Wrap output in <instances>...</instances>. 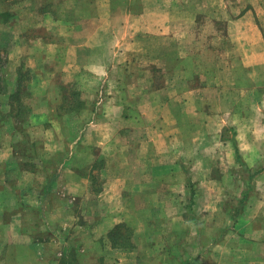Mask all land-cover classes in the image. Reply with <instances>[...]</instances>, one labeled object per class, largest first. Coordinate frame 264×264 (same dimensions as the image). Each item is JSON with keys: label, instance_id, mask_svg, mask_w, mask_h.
Returning <instances> with one entry per match:
<instances>
[{"label": "crops", "instance_id": "crops-1", "mask_svg": "<svg viewBox=\"0 0 264 264\" xmlns=\"http://www.w3.org/2000/svg\"><path fill=\"white\" fill-rule=\"evenodd\" d=\"M111 1L9 0L6 5L11 17L0 25V34L9 37L7 47L0 51L4 58L0 71H4L6 78V88L0 92V114L3 116L0 122V264H63L67 257L70 258L69 264H145L141 261V255L146 254V250L140 252L141 246L135 241L134 233V229L135 232L140 229L141 223L136 217L132 220V214L144 215V212L131 199L140 195L143 192L142 186L151 183L150 176L161 173L159 167L166 164L158 159L162 151L169 149V146L163 148L161 138L180 127V113L175 109L176 106H172L173 103L183 105L186 102L184 99L187 97L188 100L189 93L193 91L202 95L205 91L224 94L239 85L246 86V92L254 103L250 111L244 114L238 106L240 103L236 102V107L226 112L229 118L232 117L231 124L226 123L219 128L220 140L224 146L230 147L226 150H230L231 165H234L229 177L239 184L232 197L233 204L225 208L226 221L218 230L213 229L214 232L209 237L211 240L205 242L203 233L201 241L197 238L190 249L188 242L183 245L179 239L175 247L162 246L157 254L159 258L153 255L151 263L264 264V84H260L255 78V71L264 70V34L257 20L255 2H249V6L246 5L245 9L232 15L227 13V1L200 0L204 3L200 6L202 8L207 2L214 1L217 3L215 5L221 6V10L205 14L197 11L196 14L189 15L190 23L196 30L182 31L184 27H179V21L175 18L179 0H141L142 9L138 14L123 11L115 13ZM215 5L212 6L213 9ZM206 7L203 8L204 12ZM114 14H118V17H114ZM204 22L206 27L202 28L200 24ZM137 33H150L172 40L182 38L180 35L194 37L196 40L200 37L207 39V44L200 43L204 44L202 47L196 43L198 41L192 42L195 44V56L210 53V50H214L212 41H220L218 60L203 62V76L209 79L214 76V82L200 80L199 84L194 85L188 78H184L178 86L173 80H169V83H161L151 92L142 90L144 95L136 101L149 102L160 107V110L165 108L163 114L159 112L156 119H172L174 130L166 131L162 124L157 125L155 122L152 127H148L151 130H144L147 126L141 125L143 112L140 108L133 109L132 104L125 99L120 101L106 94L102 101H98L94 95H89L91 100L82 95L79 97L82 102L78 107L80 111L75 112L74 119L81 126L71 125L70 122L66 128L65 125L51 123V112L45 107L34 109L32 113L28 108V115L33 118L29 117L30 124L41 127H38L41 130L40 137L31 136L32 144L33 141L38 144L39 155L32 158L18 155L16 149L20 137L16 132L15 112L11 111L9 104V97L16 89L18 74L28 72L30 77L36 76L30 82L32 84L38 80L37 94L48 92L57 72L63 81H72L79 87L83 81L82 73L87 71L95 79L103 81L102 86L108 90L111 87L108 84V70L114 66V60H111L115 54L114 40L118 39V43L124 39L132 41ZM101 45L105 47V56L111 55V59L103 57L102 60H82L84 52L96 53ZM123 53L128 55L131 51ZM223 54L226 55V60L220 57ZM179 59L182 57L177 55L175 60L172 57L171 64L180 63ZM239 71L247 75L242 84L234 77V73ZM223 76L228 78L227 81H224ZM112 99L116 106L121 104L127 107V113L123 116L128 124L123 130L125 134H130L132 126L129 124H140L138 142L132 143L128 150L139 152V158L133 159V162L140 170L144 167L141 170L143 177L131 179L125 175V171L102 177V185L92 186L91 191L96 194L98 204H103L104 212H94L90 220L83 214L79 216L67 211L66 198L74 200L78 195L68 194L64 199L62 197L65 193L60 190L76 184L85 186L88 190V183L93 185L96 181L94 171L98 155L90 157L86 164L88 172L81 174L79 151L87 132L91 134L95 129V126L89 124L97 125L99 116H104V105ZM25 101L32 104L29 100ZM83 101H86V109L83 108ZM96 101L102 102L103 112L96 108ZM89 102L91 110H87ZM168 104H172L171 110ZM38 117L41 120L34 122ZM32 144L27 146L31 147ZM148 147L153 152L152 158H148ZM177 162L179 161L171 162L170 165L174 167ZM104 166L108 167L107 161ZM236 167H244L247 175L236 174ZM55 170L56 178L48 183L49 174ZM212 179L219 181L221 177ZM189 181L193 183L195 190L193 201H190L195 213L198 190L195 180L188 175L187 184H184L189 192L188 198L190 199ZM208 182L216 183L211 179ZM244 190H247V196L242 200ZM226 192L222 191L221 202L225 201ZM196 217L198 219L197 214ZM117 224H124L132 230V246L111 245L107 233ZM196 229L200 235L202 229L198 222ZM74 246L78 247L71 252ZM171 252L173 259L167 257ZM179 253L182 256L180 259L176 258ZM177 259L182 262L176 263Z\"/></svg>", "mask_w": 264, "mask_h": 264}, {"label": "rangeland", "instance_id": "rangeland-1", "mask_svg": "<svg viewBox=\"0 0 264 264\" xmlns=\"http://www.w3.org/2000/svg\"><path fill=\"white\" fill-rule=\"evenodd\" d=\"M224 1H227V13L232 15L245 9L246 5H250L249 2L254 1L257 7V20L264 34V0ZM4 2H0V11L3 7L7 10L6 5H8L9 0ZM111 2L115 13H122L123 11L138 14L142 9L141 0H112ZM213 2L214 1L205 2V6L207 7L204 12L203 8L205 6L203 8L200 7L204 4L200 0H179V6L175 11V18L179 21V27H184L182 31L196 30L190 23L189 15L192 16L196 14L197 11L201 12V14H205L206 12L216 13L218 10H221V6L215 5L217 4L215 2L213 4L215 5L213 9ZM117 15L118 14H114V17H118ZM10 17L11 13L9 11L7 14H2L0 12V25L5 24L10 20ZM114 24H116V22ZM205 25V22L200 24L202 28L206 27ZM132 31H134V29ZM138 34L139 33L135 34L132 41L130 39H124L118 43V39H115V54L113 55V59H111V55L107 54L105 56L106 52L104 45L99 46L98 52L96 53L87 54L84 52L85 54L82 56L84 62L89 58L93 60H102L103 57L104 59L107 57L108 59L114 60L112 62L114 63L113 68L108 70V79L110 80L108 84L111 86L108 90H105L106 88L102 86L103 81L98 78L95 79L87 71H83V81L79 87L72 81H63L60 73L57 72L54 82L52 86L49 87L48 92L42 91L39 93L41 97L39 94L35 93L39 87L37 84L38 80L32 84L30 82L31 79L36 78V76L32 78L28 72H20V74H18L16 89L9 97L10 109L12 112H15L16 132L20 137L16 153L30 158L39 155L37 152L38 144L36 141H33L32 144L31 136L35 138L36 136L40 137L39 133L41 130H38V127H41L37 125L32 126V124H30L28 108L32 113L34 109H43L45 107L51 112L52 119L49 120L51 123L65 125L66 128L69 126L70 122L71 125L79 124L81 126V123H77V121L74 120L76 117L75 112L77 110L80 111V109L78 107L68 108L72 104H76V100H79V97L82 95L89 100H91L90 96L94 95V98L98 101L101 100L103 96H106V94L120 101L121 99H125L132 104V107H134L133 109L138 110L140 108L143 112L141 125L147 126V128H143L144 130H151L148 127H152V124L155 122L157 125L162 124L166 131H173L174 121L172 119L168 121L162 119L159 121L156 119L159 116V112L163 114L165 108L160 110V107L157 108L149 102L144 101L142 103H137L136 101H139L142 95H144L142 94V90L146 89L151 92L150 90L156 88V86L161 83H169V80H173L178 86L182 84L184 78H188L194 85L207 80L211 83L214 82V76L210 79L203 76L205 72L203 71L205 67L203 62L204 60H218L220 41L218 39L212 41L214 50H210V53L206 52L203 53V56H195L193 52L196 50L195 44L192 42L198 41L196 43H198L199 47H202L204 44L200 43L207 44V39L200 37L199 40H196L194 37L188 38L184 35H180L182 38H174L175 40H172L161 38L160 36L150 33L144 35L139 34V36H137ZM8 38L6 34H0V51L7 47ZM83 50L86 51V49ZM124 51H131V53L127 55L123 53ZM176 54L182 57V59L178 60L180 63L172 62L171 64L172 57L173 60H175ZM220 57L226 60L225 54ZM3 62L4 58L0 55V66L3 65ZM218 74L219 72H217L216 76H218ZM235 76L239 79L240 84L247 78V75L241 71L234 73V77ZM222 78L224 81L228 79L225 76ZM230 78H233V76ZM255 78L260 84H264V70L255 71ZM5 79L4 71L1 70L0 80H2V83L0 82V92L6 88ZM80 86L82 90H80ZM239 86L224 94H218L216 91H205L204 95H202L200 92L193 91V93H189L188 100L187 97L184 99L186 102L183 105L182 103L180 104L181 106L176 103H173V105L168 104L170 110L172 106H176L175 109L180 113V127H178L174 133H170L161 138V141L164 143L163 148L169 146V149L167 151H162L158 155V159L160 162L166 164L159 167L162 171L161 173L150 176L152 179L150 180L151 183L142 186L143 192L135 199H131V202H134L135 205L137 204L138 207L142 208L141 211L144 212V215L140 213L132 214V220H135L136 217L137 221L141 223L140 229L137 232H135L134 229V233L135 241L141 246L140 252L146 250V254L141 255V261L143 263L152 264V256L156 255V258H159L157 254H159L158 251L162 246L167 245L171 247L172 245V247H175L178 245V239L181 240L180 244L183 245L188 242L189 249L193 246L197 238L201 241L203 233L205 242L211 240L209 237L213 234V229L217 228L218 230L220 228L219 226L224 224V220L226 221L227 216L224 215L225 208H228L231 203L233 204L234 200L232 201V197L239 184L229 177L232 166L234 165H231L230 150H226L228 148L230 149V147L224 146L220 140L219 128L223 124H231L232 117L229 118L226 112H230L232 108L236 107V102L240 103L238 106L241 107L244 114L250 111L249 109L252 103H254V100L250 97L248 92H246V86ZM179 89L182 90L180 87ZM108 91H110V94ZM15 93H17V97H12ZM179 99H181L180 96ZM24 100L31 101L33 105L31 103H26V101L24 102ZM85 103L86 101H83L84 109H86V106H84ZM101 103L102 102L96 104V108L100 111H102L103 105ZM133 104L136 106H133ZM62 105L66 106V109L63 108ZM87 105H89L87 110H91V102L87 103ZM126 108L127 107L121 104L116 106L112 99L109 103L104 105V116H99L97 125L89 124L90 126H95V129L91 134L88 131L86 138L81 142L82 148L79 151L81 158L79 159L82 162H78L79 172L81 174H86L89 169V167L86 166L88 160L90 157L98 155L94 171L96 183L94 182L92 185V183L89 182L88 190H86L85 186H78V184L74 187H65L60 190L65 194L67 192V194H64L62 197L64 199L68 194L78 195L74 200L69 197V199L66 198V210L72 212L71 214L77 213L79 216L83 214L85 218L91 220L94 212L96 214H99L100 211L104 212V207H102L103 204H98L96 194H93L91 191L92 186L100 187L102 185V177L121 174L122 171H125V175L127 177L129 176L131 179L143 177L141 170H143L144 167L140 170L137 164L134 163L135 161L133 162V159L139 158V152L128 150L132 143L138 142L140 137L139 128L141 127L140 124L137 125L134 122L129 124L132 126L130 134H125L123 132L125 126L128 125L123 117L124 113H127ZM177 110L174 112L177 113ZM130 112H132L131 109ZM259 116H261V114ZM30 118L33 120L32 117ZM2 119L3 116L0 114V122ZM40 120L41 117H38L34 122ZM49 122H47L48 125ZM65 136L68 138L67 134H65ZM94 143L99 145H92ZM27 144H32V146H27ZM36 144L37 146H35ZM146 145L147 144H145V146ZM103 147H105V149H103ZM101 153L102 155H100ZM147 155L148 158H152L153 152L150 151L149 147ZM131 159L132 161H130ZM51 160L57 161L55 159ZM105 160L108 162V167L104 166ZM176 160L180 163L177 162L176 166H174L173 163L174 167H172L170 165L171 162ZM236 168V174L243 176L247 175L244 167ZM36 169L42 172L40 167ZM2 170L4 169L2 168ZM188 175H191L195 180V187H197L198 190L197 202L194 206L195 213H193L191 209L190 199L188 198L189 192H187V189L184 187V184H187L186 178ZM212 177L217 179L221 177V179L216 181L212 179ZM209 179L216 183H209ZM224 190L227 191L224 197L225 201L221 202L222 191ZM219 202L221 203L219 204ZM187 222H189L191 226H189ZM196 222H198V225H200L202 229L200 235L196 229ZM77 247L74 246L71 252L77 249ZM167 257L173 259V253L171 252ZM181 257L180 253L176 256L178 259ZM178 259L176 263L182 262L178 261ZM69 260L70 258L67 257V260L63 261V264H69Z\"/></svg>", "mask_w": 264, "mask_h": 264}, {"label": "trees", "instance_id": "trees-1", "mask_svg": "<svg viewBox=\"0 0 264 264\" xmlns=\"http://www.w3.org/2000/svg\"><path fill=\"white\" fill-rule=\"evenodd\" d=\"M6 2L8 0H0V2ZM4 2V3H5ZM2 14H7L8 11L6 9H4V7L1 9L0 11ZM16 96L17 97V93L13 94L12 97ZM82 104L81 101L76 100V104H72L68 109L74 108V107H80V105ZM63 108L66 109V106H63ZM234 143V141H233ZM239 158V157H238ZM57 175V171H52L49 174L48 177V183H51ZM190 184V201L192 202L193 200V196L195 193V190L193 188V183L189 181ZM247 196V190L243 191V198L242 200H244ZM107 238L109 239V242L111 243V245L113 247H130L133 245V232L129 227H125L124 224H117L115 225L112 229H110L107 233ZM181 264H186V262H183Z\"/></svg>", "mask_w": 264, "mask_h": 264}]
</instances>
